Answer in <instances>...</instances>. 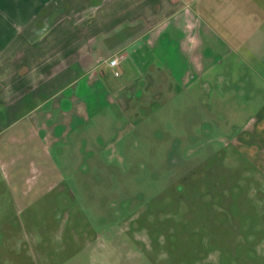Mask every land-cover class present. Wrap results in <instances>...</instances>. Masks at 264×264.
I'll use <instances>...</instances> for the list:
<instances>
[{"label":"rangeland","instance_id":"374dc122","mask_svg":"<svg viewBox=\"0 0 264 264\" xmlns=\"http://www.w3.org/2000/svg\"><path fill=\"white\" fill-rule=\"evenodd\" d=\"M225 1L0 103V264H264V0Z\"/></svg>","mask_w":264,"mask_h":264},{"label":"crops","instance_id":"0c3cea01","mask_svg":"<svg viewBox=\"0 0 264 264\" xmlns=\"http://www.w3.org/2000/svg\"><path fill=\"white\" fill-rule=\"evenodd\" d=\"M185 3L186 0H0V103L9 105L27 93H58L61 87L73 85L75 65L89 76H97L103 67L112 72L108 60L149 35L146 44L154 43L155 29L189 6ZM225 3L239 8L244 2ZM262 5L257 13H246L248 21L255 17V25H264L258 14L263 13ZM197 9L194 14L200 23L202 17ZM209 11L212 15L211 8ZM192 29L195 31L196 26ZM213 35L226 44L225 40H229L228 34ZM202 36L207 34L197 29L192 39L204 44ZM185 39L176 44L181 53L187 50ZM109 41L114 48L103 60L100 50Z\"/></svg>","mask_w":264,"mask_h":264},{"label":"built area","instance_id":"2783aa9c","mask_svg":"<svg viewBox=\"0 0 264 264\" xmlns=\"http://www.w3.org/2000/svg\"><path fill=\"white\" fill-rule=\"evenodd\" d=\"M123 59V56L122 55H115L112 59L108 60L107 61V64L108 66L112 69V72L115 76L119 75V72H118V64L120 62V60Z\"/></svg>","mask_w":264,"mask_h":264},{"label":"flooded vegetation","instance_id":"af4514ba","mask_svg":"<svg viewBox=\"0 0 264 264\" xmlns=\"http://www.w3.org/2000/svg\"><path fill=\"white\" fill-rule=\"evenodd\" d=\"M119 75H120V73H119ZM119 75H117V76H115V77H118ZM257 141V140H256Z\"/></svg>","mask_w":264,"mask_h":264}]
</instances>
